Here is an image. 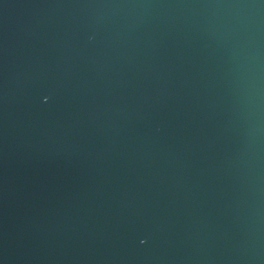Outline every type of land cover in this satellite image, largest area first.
I'll return each instance as SVG.
<instances>
[{
	"label": "water",
	"instance_id": "1",
	"mask_svg": "<svg viewBox=\"0 0 264 264\" xmlns=\"http://www.w3.org/2000/svg\"><path fill=\"white\" fill-rule=\"evenodd\" d=\"M0 264H264V0H0Z\"/></svg>",
	"mask_w": 264,
	"mask_h": 264
}]
</instances>
